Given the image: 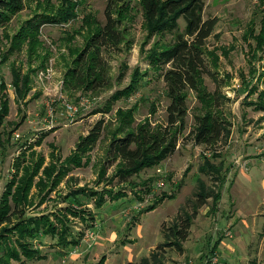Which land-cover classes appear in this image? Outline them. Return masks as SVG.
I'll use <instances>...</instances> for the list:
<instances>
[{"label": "rangeland", "instance_id": "374dc122", "mask_svg": "<svg viewBox=\"0 0 264 264\" xmlns=\"http://www.w3.org/2000/svg\"><path fill=\"white\" fill-rule=\"evenodd\" d=\"M23 1L20 11L0 24V55L8 47L10 36L21 25L27 27L37 23L41 41L39 61L43 58L45 65L30 75L27 100L19 101L9 85L10 62L15 60L22 70H26V43L0 63V81L6 82L9 94V112L0 127V206L6 183H12L13 191L19 184L22 166L32 164V160L40 155L44 156L43 165L56 156L64 158L74 149L78 136L86 134L101 121L102 129L96 144L81 159L82 163L86 158L87 161L81 165L66 163L65 172L53 187L49 186V179L41 188L32 184L28 201L20 205L23 217L48 214L55 222V215L61 214V220L70 230L67 240L77 238V242L91 221L100 217L106 219L108 233L115 235L109 242L110 250L106 251L115 253L106 264L141 257H145L148 264H264L261 239L264 110L256 103L261 96L264 100L260 93L264 92V42L262 49L255 47L252 35L264 16V0H204L203 17L217 18L206 45L207 53L216 63L217 81L205 76V83L210 91L216 86L219 88L218 109L228 122V134L209 146L184 137L193 125L192 114L199 112L195 93L189 90L185 127L174 152L159 164L144 167L123 181L114 174L116 161L110 163L106 154L112 131L121 124L124 115L118 110H131L132 124L144 119L152 123L165 121L168 97L158 68L148 62L146 54L158 44L169 41L171 33L151 31L139 1L128 0L129 9L122 21L124 42L121 49L111 52L108 58L111 87L99 92L83 89L70 92L62 83L70 61L69 46L82 47L96 24L104 21L106 0ZM178 22L182 30L183 18L180 17ZM37 63V58L31 62L32 66ZM136 68L141 76L134 88L114 98L116 90L125 88L132 81ZM46 104L52 107L51 113ZM67 104L76 106V111L71 112ZM106 106L108 111H101ZM9 130V140H6ZM17 162L19 165L16 166ZM59 163L57 160L56 164ZM102 164L107 167L99 177ZM40 172L41 168L34 175V181ZM159 181L163 184L158 185ZM81 186L120 194L112 199L114 203L110 200L106 207H97L93 197L85 194L87 190L84 194H73ZM204 190H212L213 196L196 207V193ZM164 191L174 195L165 196L154 207L144 209ZM105 196L108 200V195ZM8 198L11 204V195ZM194 210L188 235L181 241L182 250H177L174 245L157 248L159 243L173 239L167 233L177 217ZM88 212L95 216L90 218ZM112 217L117 219V225ZM17 218L13 215L10 221L0 223V258L6 256L9 248L15 247L18 252L17 257L8 258V264H96L105 257L106 253L82 251L84 242L78 247L77 242L64 246L57 235L51 233H40L31 238L27 233L25 238L21 237L30 248L37 250L32 257L25 256L18 245L19 232L13 227ZM123 244L126 245L122 247ZM73 249L74 253L70 252Z\"/></svg>", "mask_w": 264, "mask_h": 264}, {"label": "trees", "instance_id": "16d2710c", "mask_svg": "<svg viewBox=\"0 0 264 264\" xmlns=\"http://www.w3.org/2000/svg\"><path fill=\"white\" fill-rule=\"evenodd\" d=\"M142 14L150 23V30L154 32L167 31L171 33V39L160 43L148 52V62L158 68L159 77L162 79L165 87L168 102L165 107L166 117L164 122L152 123L149 119L132 124V112L126 110L119 113L121 124L113 129L109 139L106 154L107 160L112 163L116 161V172L114 173L121 181L129 179L133 174H137L144 167H152L159 164L176 149L179 135L185 127L186 116L188 114V92L195 93L199 102V112H194L193 125L184 136L192 139L196 144L213 145L220 138L226 136L229 132L227 121L223 118L218 109L219 88L210 91L205 83V76H209L213 81H217L216 63L207 53L206 45L208 37L213 33L217 23L216 16L203 17L204 0H138ZM23 0H0V24L10 19L11 15L20 11L23 7ZM128 0H106L104 7V21L96 24V27L86 38L82 47L74 48L69 46L70 61L63 73L62 83L65 90L74 92L78 89L90 92H99L112 85L110 74L109 56L113 51L121 49V43L124 42L125 33L123 26V17L129 9ZM184 20L183 29H179L178 19ZM38 24L21 25L14 34L10 36L8 47L0 55V63L8 59V56L16 48L25 42L27 67L22 70V66L17 65L15 60L10 62L11 83L15 90L17 100H27L26 96L30 90V75L38 68H42L44 59L40 61L38 47L41 45L38 35ZM7 35V34H6ZM257 48H263L264 42V16L258 25V30L253 32ZM9 36V35H8ZM37 58L38 63L32 66L31 62ZM252 69H250L251 71ZM140 72L137 68L132 75V81L124 88L116 90L113 93L114 98L121 94L129 93L134 88L133 85L140 79ZM5 82L0 81V127L3 125L5 116L8 113V97H6ZM128 89V90H127ZM264 95V92H260ZM226 97V96H225ZM262 97V96H261ZM257 100V106L264 110V100ZM228 98V97H227ZM108 111V108L101 110ZM119 116V115H118ZM23 117V116H22ZM102 129L101 121L94 124L90 130L79 135L74 149L64 158L56 156L51 161L43 165L44 156H37L31 163L25 164L22 169L20 182L15 190H11V182L6 183V190L3 191L2 204L0 206V223L10 221L13 215H16L18 222L14 224L19 232L18 245L20 251L25 255L32 257L37 252L30 248L29 243L22 241L21 237L29 234V237H37L40 233L56 234L60 244L68 246L76 243V239L67 240V233L70 232L69 226L62 221L63 215H55V222L47 215L23 217V209L20 205L28 201V190L32 184L39 188L47 185L50 180V187L59 182L64 171V165L74 163L81 165L82 157L89 154V151L96 144L100 131ZM2 130H0L1 134ZM11 130L7 131L6 140H9ZM1 141V140H0ZM32 156H34L32 152ZM55 159V160H53ZM60 161L56 164V161ZM19 165V162L15 164ZM106 165L102 164L98 171L100 177L106 171ZM41 168L38 179L34 181V175H37ZM201 169V167H200ZM34 181V182H32ZM87 192L85 193V191ZM15 192V194H14ZM85 193L94 199V205L99 207L105 203L106 196L110 200L118 198V192L112 194L111 190H96L81 186L73 191L74 195ZM11 195L12 203H8V196ZM122 195V194H121ZM173 192H162L156 196L154 203L144 207L148 209L154 207L165 196H173ZM213 196L212 190L198 191L196 193V207L205 203L206 199ZM218 197V196H217ZM76 199L77 196H76ZM195 210L183 217L178 218L174 226L170 227L167 236H173V239L165 240L156 247L164 245H174L177 250H182L181 241L187 235L191 225ZM90 218L94 215L88 212ZM31 218L29 221L28 219ZM85 219V218H84ZM92 222V221H91ZM33 223L32 226H30ZM92 225L91 223H89ZM261 239L264 246V221L261 230ZM19 251V252H20ZM5 257L0 258V264H8V258L17 257L18 252L15 247L9 248L5 252ZM142 258V259H141ZM139 260H125L119 264H148L145 257ZM104 258L101 257L96 264H103Z\"/></svg>", "mask_w": 264, "mask_h": 264}, {"label": "crops", "instance_id": "0c3cea01", "mask_svg": "<svg viewBox=\"0 0 264 264\" xmlns=\"http://www.w3.org/2000/svg\"><path fill=\"white\" fill-rule=\"evenodd\" d=\"M2 80V79H1ZM4 81V80H2ZM6 84V82H5ZM9 85H11V87H13L12 83H11V80L9 82ZM14 89V87H13ZM1 89H0V98H1ZM4 92H6V97H8V106H9V94H8V89H7V86H5V89H4ZM13 93L15 95V90H13ZM15 98H16V95H15ZM27 99V98H26ZM21 101V100H19ZM8 112H9V109H8ZM8 114V113H7ZM7 116V115H6ZM5 116V117H6ZM16 135H18V133H15ZM114 200H112L113 202ZM123 201V200H122ZM110 199L106 200L104 204H102L101 206L104 208L106 207L109 203H110ZM115 202V201H114ZM113 202V203H114ZM108 203V204H107ZM110 209L113 210L114 208L112 206H110ZM109 212V209L106 210V214H108ZM97 215V214H96ZM95 216V214H94ZM103 216V214L101 215ZM114 216V214L112 215ZM115 218V217H114ZM114 218L112 217L111 220L115 221L117 219L114 220ZM93 222V223H92ZM91 224L88 228H93L95 231H96V237L95 239H92L89 241L88 238H85V237H82L81 240L79 242H77V247L81 245L82 242H84L83 246H82V251H90L89 253L91 254L93 252V254H97V253H106L105 254V257H104V263L103 264H106L108 261H110L111 257L114 255L115 252H106L107 250H110L108 247L109 246V242L113 239H115V235L113 233H108L107 231V226L105 224H107V221L106 219H94V221H92ZM106 222V223H105ZM115 225H117V222L115 223ZM114 235V236H113ZM126 244H123V246H125ZM117 253V252H116ZM126 260H131V259H126ZM123 262V261H122ZM121 263V262H119ZM118 263V264H119ZM114 264V263H113ZM117 264V263H115Z\"/></svg>", "mask_w": 264, "mask_h": 264}, {"label": "built area", "instance_id": "2783aa9c", "mask_svg": "<svg viewBox=\"0 0 264 264\" xmlns=\"http://www.w3.org/2000/svg\"><path fill=\"white\" fill-rule=\"evenodd\" d=\"M47 105V109H48V112L51 113V110H52V107H50V104H46ZM67 108L72 112L76 111L77 107L74 106V105H70V104H67ZM163 182L162 181H159L158 182V185H162ZM230 234V233H229ZM85 238H88L89 241L92 240V239H95L96 237V231L93 229V228H87V230L85 231L84 233V236ZM75 249L71 250L70 252L74 253Z\"/></svg>", "mask_w": 264, "mask_h": 264}]
</instances>
